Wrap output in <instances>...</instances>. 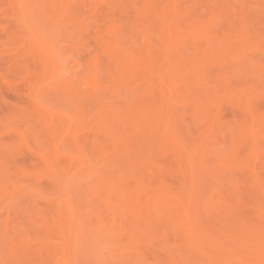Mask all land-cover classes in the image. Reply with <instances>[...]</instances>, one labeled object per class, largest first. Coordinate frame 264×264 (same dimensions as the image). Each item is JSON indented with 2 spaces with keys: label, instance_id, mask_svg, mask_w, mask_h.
<instances>
[{
  "label": "rangeland",
  "instance_id": "obj_1",
  "mask_svg": "<svg viewBox=\"0 0 264 264\" xmlns=\"http://www.w3.org/2000/svg\"><path fill=\"white\" fill-rule=\"evenodd\" d=\"M0 264H264V0H0Z\"/></svg>",
  "mask_w": 264,
  "mask_h": 264
},
{
  "label": "bare ground",
  "instance_id": "obj_2",
  "mask_svg": "<svg viewBox=\"0 0 264 264\" xmlns=\"http://www.w3.org/2000/svg\"><path fill=\"white\" fill-rule=\"evenodd\" d=\"M70 215H71V220L73 221V214H72V213H70ZM186 229H187V227H186Z\"/></svg>",
  "mask_w": 264,
  "mask_h": 264
}]
</instances>
